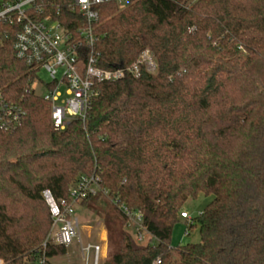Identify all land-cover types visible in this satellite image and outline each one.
Segmentation results:
<instances>
[{"label": "trees", "instance_id": "trees-1", "mask_svg": "<svg viewBox=\"0 0 264 264\" xmlns=\"http://www.w3.org/2000/svg\"><path fill=\"white\" fill-rule=\"evenodd\" d=\"M56 0L71 32L85 19ZM99 67L130 66L146 51L156 71L98 86L85 121L57 131L38 75L13 55L15 28L0 41V90L25 113L0 129V261L54 264L42 193L69 199L83 176L108 196L81 203L104 222L103 264H264V0H112L99 7ZM212 196L201 242L173 248L186 202ZM116 201V204L113 202ZM120 206L140 212L152 241L140 244ZM188 232V231H187Z\"/></svg>", "mask_w": 264, "mask_h": 264}, {"label": "built area", "instance_id": "built-area-1", "mask_svg": "<svg viewBox=\"0 0 264 264\" xmlns=\"http://www.w3.org/2000/svg\"><path fill=\"white\" fill-rule=\"evenodd\" d=\"M110 1L72 0L70 7L85 19V24L76 32H71L58 19L62 15L60 8L55 12L56 0H0V41L9 37V31L5 29L7 26L15 28L14 57L37 75L45 70L51 77L47 94L42 98L51 104V119L57 131L65 130L74 120H86L92 101L100 94V84L113 83L127 75L139 78L144 69L149 73L156 71V61L148 51L127 67L121 65L113 70L99 67L95 53V26L100 21L99 7ZM60 71L61 78L58 79ZM24 115L0 90V129L6 132L15 129ZM99 194L108 196V191L96 174L81 177L70 189L69 199L58 201L50 190L43 191L54 235V239L46 241L43 248L46 249L49 242L69 249L78 242L85 264H101L105 257L104 245L82 242L75 209L83 201ZM113 202L116 204V201ZM119 208L127 217V228L137 242L152 243V236L143 224V215L126 206ZM181 218L193 220L186 212L181 213ZM46 263L45 257L37 262ZM154 264H161V260L157 259Z\"/></svg>", "mask_w": 264, "mask_h": 264}, {"label": "rangeland", "instance_id": "rangeland-1", "mask_svg": "<svg viewBox=\"0 0 264 264\" xmlns=\"http://www.w3.org/2000/svg\"><path fill=\"white\" fill-rule=\"evenodd\" d=\"M38 78L39 80L34 83L32 89L37 96L44 97L47 94V84L51 82V77L45 70H41L38 74ZM60 78L61 71L58 76V79ZM212 199V196H207L203 193L199 194L196 199H190L186 202L183 211L189 214L190 219H195L203 213ZM75 209L80 221L82 242L84 244L87 242H94L104 245L105 257L102 258L101 262V264H103L109 254L108 236L103 220L96 213L81 205H77ZM190 222V220L180 219L172 235L171 245L173 248L187 244H199L201 242L199 225L197 224L196 227L189 230L188 224ZM53 239L54 235L50 231L48 240L52 241ZM152 242L153 244L157 243L156 240ZM51 262L54 264H85L78 242H75L71 248L67 249V254L65 256L57 257Z\"/></svg>", "mask_w": 264, "mask_h": 264}]
</instances>
